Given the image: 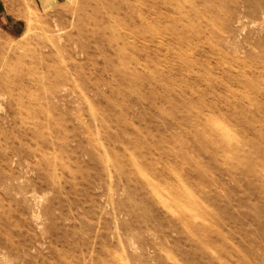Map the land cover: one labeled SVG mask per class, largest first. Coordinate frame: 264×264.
Listing matches in <instances>:
<instances>
[{
  "label": "rangeland",
  "instance_id": "1",
  "mask_svg": "<svg viewBox=\"0 0 264 264\" xmlns=\"http://www.w3.org/2000/svg\"><path fill=\"white\" fill-rule=\"evenodd\" d=\"M0 7V264H264V0Z\"/></svg>",
  "mask_w": 264,
  "mask_h": 264
},
{
  "label": "crops",
  "instance_id": "2",
  "mask_svg": "<svg viewBox=\"0 0 264 264\" xmlns=\"http://www.w3.org/2000/svg\"><path fill=\"white\" fill-rule=\"evenodd\" d=\"M0 11H1V7H0ZM1 14V13H0Z\"/></svg>",
  "mask_w": 264,
  "mask_h": 264
}]
</instances>
